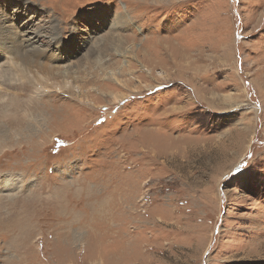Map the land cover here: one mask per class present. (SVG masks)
<instances>
[{
	"label": "rangeland",
	"instance_id": "374dc122",
	"mask_svg": "<svg viewBox=\"0 0 264 264\" xmlns=\"http://www.w3.org/2000/svg\"><path fill=\"white\" fill-rule=\"evenodd\" d=\"M0 13L79 88L0 60V264H264V0Z\"/></svg>",
	"mask_w": 264,
	"mask_h": 264
},
{
	"label": "bare ground",
	"instance_id": "6f19581e",
	"mask_svg": "<svg viewBox=\"0 0 264 264\" xmlns=\"http://www.w3.org/2000/svg\"><path fill=\"white\" fill-rule=\"evenodd\" d=\"M4 17L5 18H3V15L0 13V60L2 58H8L11 62L10 64H12V67L10 66L11 70L9 69L8 71H11L12 74V71L16 70L18 76L21 75L20 77H22V79L25 78L29 81L38 91H49L51 90L49 87H51L57 92H61L62 87H64L68 88L69 93L77 94L76 90L79 88L75 86L71 87L73 83L71 80L69 81L70 74L73 73L74 70L71 71L67 64L62 66L51 63L54 62L55 59L51 60L50 55L47 56L43 54L42 51L40 52V49L34 44L30 46L32 42L30 39L29 46L23 47L22 39L19 37L16 27H14L9 20L7 21L6 16ZM2 71L5 72V70H1L0 80L4 82H6V80L10 81L11 74H9L8 71L3 74L4 72ZM22 89L25 91L27 87ZM122 98L123 95H120L119 100Z\"/></svg>",
	"mask_w": 264,
	"mask_h": 264
}]
</instances>
